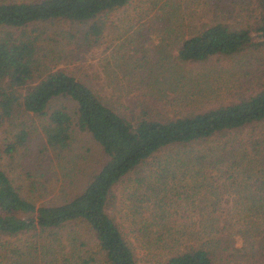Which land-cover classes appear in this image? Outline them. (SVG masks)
Returning <instances> with one entry per match:
<instances>
[{
  "label": "trees",
  "instance_id": "obj_1",
  "mask_svg": "<svg viewBox=\"0 0 264 264\" xmlns=\"http://www.w3.org/2000/svg\"><path fill=\"white\" fill-rule=\"evenodd\" d=\"M130 2L0 0V264H137L130 237L158 264H264V82L173 119L158 110L177 66L264 48V0H201L196 24L187 0L133 7L136 36L159 35L170 60L160 79L146 54L120 66L138 77L120 112L57 63ZM16 157L32 162L26 191L7 172ZM131 180L118 222L115 188Z\"/></svg>",
  "mask_w": 264,
  "mask_h": 264
},
{
  "label": "rangeland",
  "instance_id": "obj_2",
  "mask_svg": "<svg viewBox=\"0 0 264 264\" xmlns=\"http://www.w3.org/2000/svg\"><path fill=\"white\" fill-rule=\"evenodd\" d=\"M142 1L131 0L130 4L126 5V7L118 9L114 14L109 16L112 25L107 26L98 43L94 46L83 48L81 49L82 51L78 50L80 54L76 56L77 59L73 62L60 61L57 63V67L59 66L61 69L67 71L71 70L82 81L90 82L105 100L110 102L113 107L118 108L120 112L127 110L125 106L130 101V95L134 94L135 87L132 85H136L135 81L138 80L137 75L130 74L134 67L125 68L124 72L130 75H123L120 66L125 67L126 62L132 66V64H136L137 59L146 54L149 58V64L146 67L150 68L155 63L157 66L154 67L157 70L155 73L157 74V79H160L163 73L167 74V71H165L167 67L165 68V66L168 65L170 60V56L163 57L168 49L165 48V53L159 54L157 49L160 42L159 35L151 39L145 34L140 37L136 36L135 32L140 31V29L142 31L143 28L140 26L142 21H137L133 15L134 8L138 10L140 7L138 5H141ZM200 1L187 0L185 6L186 11L192 15L195 24L199 18L201 21L207 20L206 16L202 15L201 7L198 6L199 4H196ZM113 25L116 28H113ZM112 36L115 37L112 39ZM56 45L61 46V43H57ZM68 47L72 46L67 45L64 48ZM164 47V45H161L159 49L161 50ZM169 52L173 55L175 54V49L171 48ZM175 71L176 74L172 73L170 76L171 81L175 85L170 86L171 89L167 88L165 90V97L158 103V106H162L158 109H162L159 113L164 117L172 119L191 111L196 112L199 107L205 109L217 103L236 101L240 96L246 95L251 88L264 82V48L257 51H243L227 57L215 56L204 64L177 66ZM111 75L116 76V79L113 81L123 83L127 87L126 90L131 93L123 95V92H120L121 89H112L110 86L114 85L109 82L108 78ZM179 75L180 80L177 78ZM182 76L188 78L190 82H196V84L187 83L183 85L185 80ZM115 97H118L115 101L108 100ZM131 99L134 98L131 97ZM154 99L157 100V97L155 96ZM6 135V133L0 130V139ZM36 146L34 145V148ZM85 147L83 144V152H86L84 151ZM94 149V147H91V152H95ZM31 160L35 161L34 157H31ZM25 164H21V159L16 157L14 158V163H10L11 166L7 170L14 183L19 182L22 184V191H26L28 188V180L23 173V169L31 168L32 170V167L29 166L32 162H25ZM61 182L62 180L58 182V185ZM132 183H134L133 180L127 181V183H120L115 188L118 207L116 206V213L114 214L118 222L119 217H124L126 214V210L121 202L125 195L130 193L129 188L132 186ZM53 189L56 190V186ZM39 191H42L41 188ZM114 210L112 209L111 212H114ZM129 239L136 245L137 264H158L157 254H159V250L151 252L148 247L138 249L136 240L133 237Z\"/></svg>",
  "mask_w": 264,
  "mask_h": 264
}]
</instances>
